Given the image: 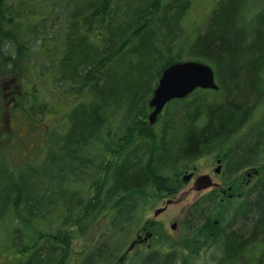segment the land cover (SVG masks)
<instances>
[{
    "label": "trees",
    "instance_id": "16d2710c",
    "mask_svg": "<svg viewBox=\"0 0 264 264\" xmlns=\"http://www.w3.org/2000/svg\"><path fill=\"white\" fill-rule=\"evenodd\" d=\"M58 1L64 8L0 0V93L13 78L31 84L29 92L15 89L11 104L0 103V264H110L122 242L101 237L107 231L130 237L147 200L173 193L188 161L213 146L231 154L233 167L264 160L259 150L247 156L251 143L233 123L238 109L255 100L261 86L255 82L264 80V0H214L192 33L180 27L191 0ZM190 41L187 57L212 66L218 89L171 99L166 105L175 101L180 108L164 107L156 129L158 119L147 120L152 89ZM55 85L60 92L44 99L43 88ZM227 88L229 103L189 100ZM56 101L62 122L43 128L36 115L50 106L58 113ZM9 106L19 111L18 123L6 129ZM22 125L33 140L19 145L14 130ZM242 198L239 205L248 206L237 205L234 213L250 211L234 240L249 235L264 215V172ZM160 257L151 256V264H164ZM149 258L136 264H150Z\"/></svg>",
    "mask_w": 264,
    "mask_h": 264
},
{
    "label": "flooded vegetation",
    "instance_id": "af4514ba",
    "mask_svg": "<svg viewBox=\"0 0 264 264\" xmlns=\"http://www.w3.org/2000/svg\"><path fill=\"white\" fill-rule=\"evenodd\" d=\"M258 84L261 86L257 91L254 90L255 94H257L255 100L245 106V108L238 109L239 113L233 121V123H237L239 126V130L236 129L234 132H238L239 138H243L247 145L251 143L246 147L247 156L255 155L258 150L260 154L264 155V80L261 81V83L258 81L255 82L256 86ZM229 106L234 107L232 103L229 104ZM150 110L149 107L147 114ZM254 142L257 143L255 146L252 145ZM223 150L225 151V149ZM224 151L217 152L216 160L218 165L213 168V174L216 175L215 177L211 176L208 172L195 174L194 167L189 171H187V169L181 170L182 172L180 171L174 178V185L176 186L175 191L168 195L162 194L160 197L162 205L153 209V217L145 219L148 207H150V204L155 206L158 199L155 197L147 200L146 204L148 207L144 212L143 219L135 227L134 233H131V235L134 234V236L127 241L128 246L125 249L122 248L117 254L115 260H118L115 264L120 261L125 263V258L128 257H126V255L128 254L130 258V254L133 250L142 246L145 247V252L137 255V257L130 258L128 264H136L146 255L150 256L148 259V263L150 264L152 263L151 256H161L160 259L164 264H192L190 262L191 258L183 255L180 259V257H177L178 253L179 251L186 253V249H188L190 251L187 253L191 254L192 249L196 248L194 253L198 255L199 252L197 250L200 251L202 249L199 243H201L203 239H205L206 244H210L207 245L206 250L212 253V261L216 259L213 261L214 264H264V215L258 220L257 226L254 227L250 234L246 237L238 238L239 240H234V232L237 230L240 220L248 219L247 213L250 209L244 214L238 213L242 215L237 216V214L234 213V207L239 204H230L228 207L229 210L227 211L229 215L226 220L221 222L218 219L211 218V215H209V212L213 210L212 208H214L216 204L218 205L219 201H222L224 196L229 198L239 196L237 189L231 186V184H233L234 169L226 168L225 171L223 168L222 170V158L226 161ZM246 167L247 170H245L244 176L254 174L253 180H255L260 173L264 172V160L257 165H248ZM186 173H192V175L185 179L184 176ZM200 174H207L216 185L200 189L199 191H204L196 198L192 199L191 202L184 204L183 208L180 209V216L176 221L168 223L165 220L157 219V214L165 212L168 204L182 202L185 200L183 197L190 190H197L194 188V182ZM229 180L230 182L226 184ZM189 182H191V184L188 189L181 191L179 196L174 198L179 188L183 184ZM249 185L250 182L247 184V187ZM213 193H216V197L214 196L212 199L209 198V195ZM163 196H166L165 199L162 198ZM241 201L242 200H240V202ZM159 208H161V210L155 213V210ZM237 217H239V219H237ZM167 223L171 230H178L174 238L165 232ZM163 231L165 233H163ZM121 251L124 252L122 253ZM123 262L120 264H123Z\"/></svg>",
    "mask_w": 264,
    "mask_h": 264
},
{
    "label": "rangeland",
    "instance_id": "374dc122",
    "mask_svg": "<svg viewBox=\"0 0 264 264\" xmlns=\"http://www.w3.org/2000/svg\"><path fill=\"white\" fill-rule=\"evenodd\" d=\"M213 1L214 0H191V6H190L189 10L187 11V13L184 15L182 25L180 26L182 28V31H188V32H191V33L193 31H196V25L199 24V22H201V20L204 18V16H206V12H208L210 7L213 5ZM44 2H47V3L57 2V3H59V5H61L64 8V2L60 3V1H58V0H44ZM65 16H66V14L63 13V17H65ZM58 21L59 20H56L54 24H57ZM192 27H194V29ZM197 29H201V28H197ZM197 32H198V30H197ZM191 42L192 41L184 44V47L180 48V52H181V59L180 60H189V59L197 60L196 58H188L187 57V55L189 54V46H190ZM159 59L161 60V57ZM249 60H250L249 57H247L246 61H249ZM198 61H202V60H198ZM203 62H205V61H203ZM5 80H7V79H5ZM26 81L29 82V80H26V79H24L23 81L22 80L19 81V80H16L15 78H13V80L11 82H9V83H7V82L3 83L4 84V88H3V92L0 93V103L2 105H4L7 102H10L9 104H11V102L14 100V97L11 96V95L13 94V91L15 89L19 88V90H22V92H26V91L29 92V90L31 88V84L26 88V84H28ZM216 81H217V79H216ZM11 84H13V85L10 86ZM34 90H35V93H36V95L38 97V74H37V76H35ZM52 90H55V92L57 94V93L60 92L61 89L59 87H57L56 85L53 86V87H44L43 90L41 91L42 92L41 96L44 99L49 100V98L52 96L51 95V91ZM227 91L217 92L215 95L212 93V91H209V90L208 91H199V92L195 93L193 96H191V98H189V100H191L192 105L196 103L195 100H194L195 97H196L197 101H199V102L203 101V102H219L220 103L222 100L225 99V95H226ZM254 95L256 96L257 94H254ZM22 99H23V97L20 96V99L18 100V102L21 103ZM25 101H26L25 102V105H26V103L28 102V97L25 99ZM225 102L226 101H224V103ZM180 105H181L180 103L172 101L168 105L165 106V110H166V112L167 111L168 112L169 111H174V109L179 107ZM11 106H9L8 113H7V118L9 120V122L7 121V123H6L7 124L6 125V129L9 127V125L14 127L18 123L17 122V119H18L17 116L19 114V111L18 110H13ZM27 106H28V104H27ZM53 107L58 111V113L57 112H55V113L51 112L52 111L51 110L52 106L47 107V109L45 111H43L39 115L38 114L36 115V123L37 124H38V122L40 123V120H41L42 123H40V124L42 125L43 128H45V127H50V128L58 127L60 122H62L63 115H60V105L58 104L57 101L55 102ZM163 118H164V116H162V115L158 116V120L156 121L155 124H153V126H155L156 129L161 128L162 121L164 120ZM176 118L178 119V115H176ZM26 129H27V126L26 125H22V127H20V128L16 127V129L14 130V133H16L18 135L17 136V142H18L19 145H21L22 140L23 141H27L29 139L28 138L29 135H28V133H26ZM180 130L181 129L177 130L175 135H178ZM175 135H173V136L175 137ZM32 140L33 139L31 138V139H29L28 142H31ZM0 143H2V142H0ZM237 145L240 148H244V146L242 145V143L240 141L237 142ZM212 146H213V144H212ZM21 147H17V148H20V151H25V153H27L30 157H36L37 156V158H38V154L36 153V151L34 149L33 150L29 149L27 151V150H24L23 146H21ZM217 152H223L222 147L213 146L211 151L205 153L203 156L198 157L197 159H194L192 161H188L186 163V165H185L186 167L185 168L183 167L180 170L183 171L184 169H187V171H189V170H192L191 169L192 167H194L195 168L194 169V173L195 174L208 172L211 176L215 177L216 175L213 174V168H215L218 165V162L216 160L217 159L216 158ZM18 153H17V155H18ZM224 154L226 156V161L223 160V158H222V162H221L222 170L224 168L225 171H226V168H228V167H232L234 169L233 184H231V186L233 188L237 189V192L239 193V196H235V197H232V198L224 196L222 201H219V203L217 202L218 205L216 204L217 206L215 205V207L212 208L213 210L210 211L209 215H211V218L218 219L220 222L223 221V220H226L227 216L229 215V213L227 214V211L229 210L228 209L229 205L230 204H233V205L239 204L240 200H243V198H241V197H243L242 195H244L245 192L252 187L253 183L256 180V179L253 180L254 174L253 175L250 174L251 176L250 175L249 176H246V175L244 176L245 170H247L246 166L259 164V163H257V164H247V165H243L241 167H238V166L233 167V165H232L233 161L230 160L231 159L230 158L231 154L230 153H225V152H224ZM183 161L184 160H182L180 162H183ZM230 162H231V164H230ZM35 166H36V163H35ZM223 175H225V174H223ZM227 179L228 178H227V174H226V180ZM219 181H220V179H219ZM229 182H230V180L227 181L226 184L229 183ZM249 182H250V185L247 187V184ZM190 184H191V182H189L187 184H183L179 188L177 193L174 195V198H177L181 191L187 190L188 187L190 186ZM198 191L199 190H190L183 197L185 199L184 201L168 204L166 211L163 212V213L157 214L156 218L159 219V220H165L168 223L176 221L177 218L180 216V209L183 208L184 204L187 203V202H191L192 199L196 198L204 190L199 191V192ZM240 193H241V195H240ZM160 197H161V195L157 197L158 200H157L155 206L153 204H150V207H148V211L146 212L145 219L153 217V209L155 207H157V206H161L162 205L161 204L162 200H161ZM165 197L166 196H163L162 198L165 199ZM245 206H248V205H246V204L239 205V207H245ZM235 214H237V216L242 215V214H238V213H235ZM237 219H239V217H237ZM168 223L166 225L165 232L168 235L172 236V238H174L177 235L178 230L177 229L171 230L169 228V226H168ZM105 229H107V227H105ZM134 229H133V233H134ZM165 232L163 231V233H165ZM129 236L130 237L126 236L124 238V235L121 233V231L120 232H118V231L114 232L113 231V233H111L110 231H107L106 234H104L101 237V240L105 239L107 241V239L110 238V242L111 243H115L116 242V238H118V240H119L118 243L120 244V242H122V244H121L123 246L122 248L125 249L128 246L127 241L132 239L134 234H132V235L130 234ZM81 241H82V239H80V242ZM168 243H169V241H168ZM80 244H84V243L81 242ZM207 245H210V244H206L205 239H203L202 242L199 243V246L202 249L200 251L197 250L199 252L198 255H195L194 251H196V248H193L191 254L187 253L190 250L186 249V253H182V252L179 251L177 257H180V259H181V256L185 255V256L191 258L190 262L192 264H214L213 261H215L216 259H213V261H212V259H211V258H213L212 253L208 252L206 250L207 249ZM77 246H78V242L75 241V247H77ZM145 250L146 249L143 246L140 247V248L134 249L133 252L130 254L131 255L130 258L132 259L133 257H137V255H140L142 252H145ZM121 252L123 253L124 251H121ZM126 257L127 258H125V263L123 261H120L119 263H116V264H120L122 262H123V264H128L130 262L129 255L127 254ZM117 260L118 259L114 260V262L110 261V264H115V262H117ZM132 264H134V263H132Z\"/></svg>",
    "mask_w": 264,
    "mask_h": 264
},
{
    "label": "water",
    "instance_id": "95a60500",
    "mask_svg": "<svg viewBox=\"0 0 264 264\" xmlns=\"http://www.w3.org/2000/svg\"><path fill=\"white\" fill-rule=\"evenodd\" d=\"M217 88L212 67L196 60H178L163 67L158 81L152 90L148 121L153 123L167 101L172 98H182L195 88ZM217 171V168H216ZM192 173H186L189 178ZM200 184V185H199ZM216 185L207 174H200L194 182V188L200 190ZM161 208L156 209L155 213Z\"/></svg>",
    "mask_w": 264,
    "mask_h": 264
},
{
    "label": "bare ground",
    "instance_id": "6f19581e",
    "mask_svg": "<svg viewBox=\"0 0 264 264\" xmlns=\"http://www.w3.org/2000/svg\"><path fill=\"white\" fill-rule=\"evenodd\" d=\"M228 90V91H227ZM227 93L225 95V99L227 100V103L231 102L233 100V98L231 97V94H230V90L227 88ZM225 108H228L227 105H225Z\"/></svg>",
    "mask_w": 264,
    "mask_h": 264
}]
</instances>
